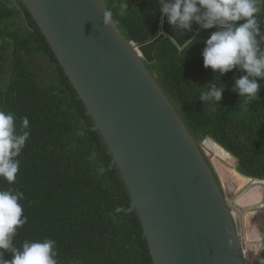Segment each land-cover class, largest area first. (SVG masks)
<instances>
[{
	"label": "trees",
	"instance_id": "trees-1",
	"mask_svg": "<svg viewBox=\"0 0 264 264\" xmlns=\"http://www.w3.org/2000/svg\"><path fill=\"white\" fill-rule=\"evenodd\" d=\"M17 1L22 10L14 0H0V110L15 114L18 130L27 117L30 131L16 182L0 178V188L24 193L28 222L18 228L14 246L48 238L56 242L58 264H154L140 212H128L133 195L109 144L26 3ZM106 2L132 43L158 37L157 0H127L124 16L118 15L120 0ZM258 6L264 32V2ZM208 35L201 31L184 49L165 38L148 68L197 142L212 139L236 160L242 176L264 180V81L250 102L230 91L243 73L229 72L221 77L227 85L221 105L205 106L196 95L218 75L203 65ZM222 81L217 78V85L225 86ZM3 255L11 259L8 251Z\"/></svg>",
	"mask_w": 264,
	"mask_h": 264
},
{
	"label": "water",
	"instance_id": "water-1",
	"mask_svg": "<svg viewBox=\"0 0 264 264\" xmlns=\"http://www.w3.org/2000/svg\"><path fill=\"white\" fill-rule=\"evenodd\" d=\"M24 2L126 178L133 195L128 212L139 210L154 264H247L242 230L253 211L239 214L240 208L235 209L238 201L226 195L206 147L217 158L209 142L215 144L224 162L233 157L212 139L203 146L197 142L148 68L167 37L132 43L113 17L111 24H104L106 0ZM162 31L181 49L201 32L195 23L192 31L178 32L166 18ZM244 178L245 187L264 184ZM258 234L253 241L264 248V228Z\"/></svg>",
	"mask_w": 264,
	"mask_h": 264
},
{
	"label": "clouds",
	"instance_id": "clouds-1",
	"mask_svg": "<svg viewBox=\"0 0 264 264\" xmlns=\"http://www.w3.org/2000/svg\"><path fill=\"white\" fill-rule=\"evenodd\" d=\"M260 2L264 0H157L161 26L166 18L178 32L192 31L194 23L200 31L209 32L202 41L205 44L203 65L218 75L212 82L200 86L201 91L196 95L205 106L221 105L227 87L221 77L234 70L243 75L234 78L230 91L250 102L259 98L260 81H264V32L257 20ZM128 11L127 0H120L118 15L124 16ZM112 17L113 12L107 9L104 24H111ZM160 35L169 37L162 27L157 33ZM217 78L225 86L217 85ZM29 136L27 117L22 118L18 130L15 114L0 110V178L10 185L16 182L20 168L18 157ZM23 199L22 191L0 188V264H58L53 239L26 240L20 248L14 246L13 237L18 228L28 222L20 203ZM5 251L11 259L5 258ZM258 261L264 264V256Z\"/></svg>",
	"mask_w": 264,
	"mask_h": 264
},
{
	"label": "rangeland",
	"instance_id": "rangeland-1",
	"mask_svg": "<svg viewBox=\"0 0 264 264\" xmlns=\"http://www.w3.org/2000/svg\"><path fill=\"white\" fill-rule=\"evenodd\" d=\"M222 161L221 160L219 162V164H222ZM218 164V165H219ZM226 166V168H224L223 166ZM222 165V173L219 171V175H220V178L222 180V183L224 184L225 181V178L226 176H228L231 180V178L233 179V183H232V186L231 188L228 186V184L225 183V186H224V191L226 193V195L231 199V200H238V198L240 196H242L244 193H246L247 191H249L250 189L254 188L255 186H253V184H249L247 185L244 189H242V186L240 185L239 182H236L235 181L237 180H234V178H237L236 175L233 173L234 170H236L237 168V163H236V160H232V166H230L229 164H224ZM236 172V171H235ZM260 186H263L264 187V184H260ZM247 188V189H246ZM232 191H231V190ZM251 192V191H249ZM250 196H247V198H249ZM243 200V203H248V202H251L249 199H245V198H242ZM254 202H256V204L254 206H251V207H241L239 206L237 203H235L234 207L235 209H237V206L238 208H240V211H239V214H243L245 211H249V209L253 212H256V213H253L251 215L248 216L247 220H246V225L245 227L243 226V239H245V241H247V252H246V261H247V264H256L257 261H258V258L260 256V253L262 251V244L260 245H256V243L253 241L254 238L258 237L259 236V232L263 230V226H264V212L262 211V204H264V193H262L261 195L257 196L256 198H253ZM257 210V211H255Z\"/></svg>",
	"mask_w": 264,
	"mask_h": 264
},
{
	"label": "bare ground",
	"instance_id": "bare-ground-1",
	"mask_svg": "<svg viewBox=\"0 0 264 264\" xmlns=\"http://www.w3.org/2000/svg\"><path fill=\"white\" fill-rule=\"evenodd\" d=\"M209 144L216 148V151L218 152V156H217V158H216V157L214 156L213 152H211V151L206 147L207 152H208L209 155L212 156V159H213L214 164L218 167L219 171L222 173V168H221L222 165H224V164H226V165L229 164V165H230V162H231V164H232V160L229 161V162H224V161H222V164H219V162H220V160H221V158H222L223 156H222L221 152L217 149V147L215 146V144H213V143H211V142H209ZM219 157H221V158H219ZM218 164H219V165H218ZM230 166H231V165H230ZM223 167L226 168L225 165H224ZM233 173H234V174L236 175V177H237V178H234V180L237 179V180L235 181V183H236V182H239L240 185L242 186V188H244L245 185L247 184V179H245L244 177L240 176L237 172H235V170L233 171ZM224 184H225V182H224ZM247 187H248V186H247ZM246 189H247V188H246ZM251 192H252V191H251ZM251 192L245 194L242 198L247 197ZM261 194H262L261 189H260L259 187H256L255 192H254V194L252 195V198H254V197H256V196H259V195H261ZM242 198H241L240 200H241L242 203H243ZM238 204H239V201H238Z\"/></svg>",
	"mask_w": 264,
	"mask_h": 264
},
{
	"label": "crops",
	"instance_id": "crops-1",
	"mask_svg": "<svg viewBox=\"0 0 264 264\" xmlns=\"http://www.w3.org/2000/svg\"><path fill=\"white\" fill-rule=\"evenodd\" d=\"M213 163H214V162H213ZM214 165H215V164H214ZM217 171H218V169H217ZM218 174H219V171H218ZM219 176H220V175H219ZM224 178H225V181H226L225 183L228 184V186L231 188L232 183L234 182L233 179L231 178V180H230V178H229L228 176H226V177H224ZM256 187H259V188L261 189V192L264 193V187H263V186H260V185H256L254 188H252V189L249 190V191H252V192L248 195V196H250V197H249V198L244 197L245 199H249L251 202H248V203L245 204V203H242V201L240 200L245 194L249 193V191H248V192L244 193L242 196H240V197L238 198L237 201H239V206L246 208V207L254 206V205L256 204V202L252 201V200H253L252 195L254 194ZM242 189H244V188H242ZM230 190H231V189H230ZM231 191H232V190H231ZM256 197H257V196H256ZM256 197H254V198H256ZM234 200H235V198H234Z\"/></svg>",
	"mask_w": 264,
	"mask_h": 264
},
{
	"label": "flooded vegetation",
	"instance_id": "flooded-vegetation-1",
	"mask_svg": "<svg viewBox=\"0 0 264 264\" xmlns=\"http://www.w3.org/2000/svg\"><path fill=\"white\" fill-rule=\"evenodd\" d=\"M200 144H202V146H203V141L202 142H199ZM212 157V156H211ZM219 175V174H218ZM256 245H257V243H256ZM258 245H260V244H258Z\"/></svg>",
	"mask_w": 264,
	"mask_h": 264
}]
</instances>
